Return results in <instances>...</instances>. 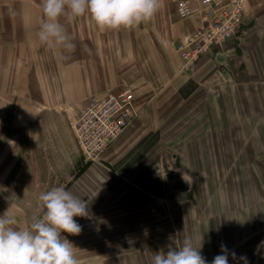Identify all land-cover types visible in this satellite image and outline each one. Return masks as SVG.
I'll return each mask as SVG.
<instances>
[{
    "label": "crops",
    "instance_id": "1",
    "mask_svg": "<svg viewBox=\"0 0 264 264\" xmlns=\"http://www.w3.org/2000/svg\"><path fill=\"white\" fill-rule=\"evenodd\" d=\"M41 4L0 0V214L27 227L42 214L39 194L64 186L92 213L68 236L79 264H152L186 236L204 237L209 261L224 244L264 264V0L247 1L239 34L193 75L176 43L199 20L181 19L175 0L131 28L62 17L76 44L69 59L39 42ZM124 87L140 115L87 162L71 121Z\"/></svg>",
    "mask_w": 264,
    "mask_h": 264
},
{
    "label": "clouds",
    "instance_id": "2",
    "mask_svg": "<svg viewBox=\"0 0 264 264\" xmlns=\"http://www.w3.org/2000/svg\"><path fill=\"white\" fill-rule=\"evenodd\" d=\"M42 20L37 32L41 44L62 50L69 59L76 44L68 34L62 17L77 18L89 14L103 29L131 28L150 20L158 11L159 0H42ZM42 214L33 215L27 227L8 209L0 214V264H79L74 242L68 236L82 232L76 217L92 218L88 201L64 186H55L39 194ZM199 240V246H196ZM204 237L186 236L179 246L153 252L152 264H229V257L250 264L244 255L221 244L211 261L202 254Z\"/></svg>",
    "mask_w": 264,
    "mask_h": 264
},
{
    "label": "built area",
    "instance_id": "3",
    "mask_svg": "<svg viewBox=\"0 0 264 264\" xmlns=\"http://www.w3.org/2000/svg\"><path fill=\"white\" fill-rule=\"evenodd\" d=\"M247 1L201 0L202 9L195 12L187 1L176 0L181 19L196 17L199 20L195 32L176 43V51L182 62V73L193 75L199 62L209 51L239 34ZM139 115L135 95L129 87H124L118 93L100 94L89 99L71 121L85 160L99 161Z\"/></svg>",
    "mask_w": 264,
    "mask_h": 264
},
{
    "label": "rangeland",
    "instance_id": "4",
    "mask_svg": "<svg viewBox=\"0 0 264 264\" xmlns=\"http://www.w3.org/2000/svg\"><path fill=\"white\" fill-rule=\"evenodd\" d=\"M168 1H171V0H168ZM176 1V0H175ZM74 118V117H73ZM243 151V150H242Z\"/></svg>",
    "mask_w": 264,
    "mask_h": 264
}]
</instances>
